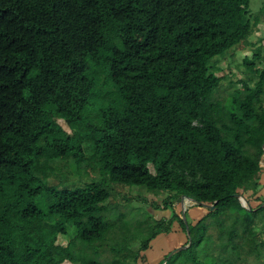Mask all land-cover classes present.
Masks as SVG:
<instances>
[{"label":"trees","instance_id":"16d2710c","mask_svg":"<svg viewBox=\"0 0 264 264\" xmlns=\"http://www.w3.org/2000/svg\"><path fill=\"white\" fill-rule=\"evenodd\" d=\"M250 3L0 0V264H139L170 232L185 247L157 264H264V45L242 60L253 86L220 89L214 68ZM70 161L94 173L82 187L59 174ZM107 183L167 193L170 216L112 214ZM183 196L206 223L184 222Z\"/></svg>","mask_w":264,"mask_h":264},{"label":"rangeland","instance_id":"374dc122","mask_svg":"<svg viewBox=\"0 0 264 264\" xmlns=\"http://www.w3.org/2000/svg\"><path fill=\"white\" fill-rule=\"evenodd\" d=\"M250 15L253 25L250 27L246 38L241 40L239 44L232 50L226 51L224 56L216 57L214 68H216V74L223 76V79L219 82V88L223 89L228 81L231 79L236 83L239 89L242 88L241 83H246L249 86H253L256 75L255 69H247L243 64L242 60L244 57H251L254 53V45L263 44L264 45V0H251L250 3ZM262 41H259V40ZM258 66V68H260ZM52 120L57 122L67 133L70 134V130L55 112L48 114ZM60 176H67L70 183L73 181L78 186H83L85 182L89 181V178L94 175L88 169H83V166H76L70 161L68 166H63L59 171ZM264 183V175L259 177V183ZM48 184H56L57 179L51 177L47 180ZM107 186L110 188L111 196L108 199L107 207L111 209V213L115 214L116 212H121L124 214V219H128L131 223H134L136 219H146L149 215H153L155 218H168L170 216V209L163 207V199L167 196V193L157 191L156 193H150L145 191L140 186H128L122 184L107 183ZM261 193V195H260ZM259 194L252 197L253 202L264 199V190L261 189ZM44 197L48 203L52 202V198L49 194L44 192ZM183 198V197H182ZM178 201H173V207L176 211H181L182 209L186 210L185 218L186 222L192 223L194 216H201L203 223H206L208 220V215L206 210L200 209L197 206L190 207L189 200L183 198V207L181 205V199ZM130 223V224H131ZM132 233L135 232V229L131 227L130 230ZM178 233V231H177ZM52 235L56 237L55 244L57 245L56 252L60 251L59 246L64 244L66 241L55 231L51 232ZM128 238L132 236L128 234ZM135 239L128 243V247L132 251H136L140 248L141 241L145 236V232H141L135 235ZM179 238V239H178ZM183 237L181 232L176 235H172V232L165 235L156 236L150 246L144 252L142 251V259L144 257L145 261L137 263L139 264H157L163 256L173 247L180 244L175 242H182ZM115 244V242L111 243ZM120 245V242L117 244ZM75 250L79 254H82V246L77 243L74 246ZM55 264H76L75 261H69L67 259H60Z\"/></svg>","mask_w":264,"mask_h":264},{"label":"water","instance_id":"95a60500","mask_svg":"<svg viewBox=\"0 0 264 264\" xmlns=\"http://www.w3.org/2000/svg\"><path fill=\"white\" fill-rule=\"evenodd\" d=\"M263 149H264V148H263ZM234 196H235L236 198H238V200H239V202H240V204H241L242 206H248L244 197H242V196H240V195H238V194H234ZM183 198H185V199L191 201V198H189V197H184V196H183ZM183 198L181 199V200H182V201H181V205H182V207H183ZM205 205L208 206L207 204H205ZM260 206H261V207L264 206V200H263V202L260 204ZM210 209L212 210V209H213V206H210ZM182 217H183L184 222L186 223V219H185V215H184V209H182ZM186 232H188V227H187V225H186ZM184 247H185V246H178V247H175L174 249H172V250L169 252V254L167 255V258L170 257V255L173 254L174 252L179 251V250H181V249L184 248ZM162 264H164V262H163Z\"/></svg>","mask_w":264,"mask_h":264},{"label":"crops","instance_id":"0c3cea01","mask_svg":"<svg viewBox=\"0 0 264 264\" xmlns=\"http://www.w3.org/2000/svg\"><path fill=\"white\" fill-rule=\"evenodd\" d=\"M264 174V173H263Z\"/></svg>","mask_w":264,"mask_h":264}]
</instances>
